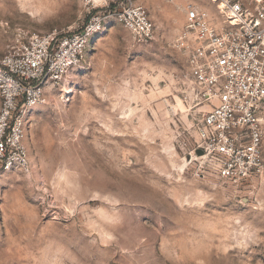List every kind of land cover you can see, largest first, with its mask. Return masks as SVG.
Here are the masks:
<instances>
[{
    "label": "rangeland",
    "instance_id": "1",
    "mask_svg": "<svg viewBox=\"0 0 264 264\" xmlns=\"http://www.w3.org/2000/svg\"><path fill=\"white\" fill-rule=\"evenodd\" d=\"M132 3L153 39L120 20ZM188 4L216 14L211 0H0V61L107 18L79 65L44 78L29 168L0 172V264H264V183L225 184L197 154L209 108L178 46Z\"/></svg>",
    "mask_w": 264,
    "mask_h": 264
},
{
    "label": "built area",
    "instance_id": "2",
    "mask_svg": "<svg viewBox=\"0 0 264 264\" xmlns=\"http://www.w3.org/2000/svg\"><path fill=\"white\" fill-rule=\"evenodd\" d=\"M211 2L216 14L185 6L178 40L193 101L209 108L199 124L198 149L225 184L264 183V0ZM106 19L94 16L62 39L32 34L28 44L0 61V172L29 168L27 119L45 102L47 78L59 82L79 65ZM120 20L142 40L156 35L141 5L132 3Z\"/></svg>",
    "mask_w": 264,
    "mask_h": 264
},
{
    "label": "water",
    "instance_id": "3",
    "mask_svg": "<svg viewBox=\"0 0 264 264\" xmlns=\"http://www.w3.org/2000/svg\"><path fill=\"white\" fill-rule=\"evenodd\" d=\"M197 154H198L199 156H201V155H203V151L200 150V149H198V150H197Z\"/></svg>",
    "mask_w": 264,
    "mask_h": 264
}]
</instances>
